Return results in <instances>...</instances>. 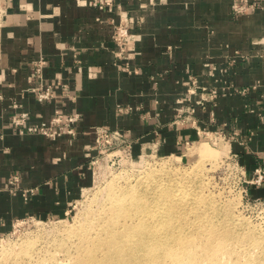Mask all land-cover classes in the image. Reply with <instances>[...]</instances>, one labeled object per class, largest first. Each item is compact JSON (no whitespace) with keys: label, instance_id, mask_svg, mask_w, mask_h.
I'll return each instance as SVG.
<instances>
[{"label":"crops","instance_id":"0c3cea01","mask_svg":"<svg viewBox=\"0 0 264 264\" xmlns=\"http://www.w3.org/2000/svg\"><path fill=\"white\" fill-rule=\"evenodd\" d=\"M234 1L115 0L100 9L92 0H0V235L22 216L67 215L92 181L86 152L97 126L120 129L135 147L167 155L226 125L244 141L228 142L240 163L264 167V0L241 16ZM121 15L136 34V73L114 64L112 35ZM236 52L244 57L233 62ZM41 57L43 83L54 92L45 102L32 77V62ZM207 61L217 64L215 76ZM192 75L219 91L213 102L187 99ZM189 104L195 112L180 120L179 108ZM57 110L80 114L75 135L27 133L11 120L27 111L30 124L49 121ZM15 173L21 187H35L28 199L8 189ZM249 193L264 199V184L249 186Z\"/></svg>","mask_w":264,"mask_h":264},{"label":"rangeland","instance_id":"374dc122","mask_svg":"<svg viewBox=\"0 0 264 264\" xmlns=\"http://www.w3.org/2000/svg\"><path fill=\"white\" fill-rule=\"evenodd\" d=\"M204 136L195 143H188L181 153L167 155H163L157 150H153V148H142L140 145L135 147L134 139V143L125 150L111 149L101 152L97 148L95 136L94 144L86 152V157L92 168L91 183L84 188L82 195L70 204L67 215L64 217L50 216L42 219L29 215L15 219L11 227L0 235V253H2L0 254V264L88 263L79 262L82 255L85 254L82 241L84 235L76 233L70 235L69 232L63 229L81 225L87 220H91V222L94 220L95 230L91 228L85 235L88 236L89 233V235L98 234L100 232L98 229L100 227L99 223H107L113 213L114 217L116 216V210L113 212L108 209L112 205V196L116 193L117 197L115 199L120 200V197H122L120 195L128 189L131 190L134 196H137L135 201L137 203L139 199L140 202L138 201L137 204H140L143 198L138 197L136 189H145L147 185L160 198L165 197V190L167 189L172 191L176 189V193L180 190L178 195H169L168 198L176 203L177 210L178 206H182L188 218L192 217L190 220L197 217L194 209L197 203L194 202V199L196 198L195 193L199 191L203 197L207 198V202L201 201L197 206L204 212L210 209L212 213L210 219L220 223L216 229H235L236 232L232 235H223L220 232L210 234L204 230V233L202 232L200 235L199 233L194 234L191 241L193 244H187L188 247H192V251L193 247L197 248L194 251L198 262L193 264H218L225 257L222 264H264V201L253 202L247 199L248 196L243 193L241 184L238 182L239 177L228 165L229 143L226 141L214 143L206 135ZM224 149L228 151V154H225ZM246 173L249 176L248 178L253 176L252 170L247 169ZM14 177L18 178L17 181L15 178L18 187L17 193L11 191L10 181ZM150 177H153L154 180H151ZM171 180L174 183H170ZM146 181L147 183H145ZM163 181L165 185L160 188L159 183ZM20 182L21 175L18 173L13 174L9 179L10 186L8 189L11 193L21 194L25 199H28L34 193L35 187L24 188L20 186ZM172 191L171 193H174ZM109 193L111 197L108 195ZM119 220L123 221V217H120ZM185 221H188V219H185ZM104 231L105 229H101L100 233L106 235ZM176 231H179V229H176ZM222 232L225 231L222 230ZM227 249L229 253H227ZM10 251H13V253ZM233 251L234 253L238 252L239 255L238 253L232 254ZM102 253L103 250L100 249L98 256ZM254 254L255 256H252ZM252 257L254 258L252 259ZM134 259L136 258L131 260L134 261ZM161 262L160 264H173L170 260L166 261V259H162ZM113 263L116 262H110V264ZM136 263L120 262V264ZM93 264L101 263L93 262Z\"/></svg>","mask_w":264,"mask_h":264},{"label":"bare ground","instance_id":"6f19581e","mask_svg":"<svg viewBox=\"0 0 264 264\" xmlns=\"http://www.w3.org/2000/svg\"><path fill=\"white\" fill-rule=\"evenodd\" d=\"M224 151H225V154H228L227 150L224 149ZM153 177L152 178L150 177L151 180H154ZM145 183H147V181ZM170 183H174V181L171 180ZM164 185H165L164 181L159 183L160 188H162ZM175 190L176 189L173 190L174 193H171L172 190L170 189L165 190L166 191L165 197L160 198L157 195V193L155 194L152 191V189L148 187V185L145 189L144 188H140L139 190L136 189V191H138V197L143 198V201L140 204H137L139 199L136 203L135 200H137V196H134L131 190H128V189L125 190L120 195L122 196L120 197V200L115 199L117 197V194L113 193L114 194L112 196L113 201L111 202L112 205L108 209L113 212H115L116 210V216L114 217V213H113V215L109 219V220L112 219L111 221L108 220L107 223L101 222L102 224L99 223L100 227L97 226L99 227L98 229L100 230V232H101V229H105L104 232L106 235H103L102 233L99 232L96 235H89L90 234L89 233L88 236H86L87 232H89L88 231L89 229L93 228L95 230L96 225H93L95 224L93 223L94 220H92V222L91 220H87V221H84L85 223H82L81 225H78L75 227L72 226L69 229L68 227L66 229H63L69 232L70 235L71 233L84 235V238H82V241H83V250L85 251V254L82 255V258H80L81 260H79V262H83V263L88 262L86 264H93V262H99L101 264H110V262H116L113 264H120V262H137L136 264H160L162 263L161 262L162 259L164 260L166 259V261L170 260V262H172L173 264L175 263L193 264L194 262H198L197 255L194 251V250H197V248L193 247V251H192L191 249L192 247H188L187 244L189 243L190 245L193 244L191 241L193 239L194 234L199 233L200 235V233L202 232L204 233L205 231L210 234H217L218 232H220L223 235H232L236 232L235 229H216L217 225H219L220 223L216 222L213 219H210L212 215L210 209L207 212H204L202 209L199 208V206H197V204H200L201 201L207 202V198L203 197L199 191L195 193L196 198L194 199V202L197 203L194 206L197 217L194 218V220H190L192 217L188 218V215L185 209L182 206H178V210H177L176 203H174L172 200L168 198L169 195H175V196L178 195V192L180 190H178L177 193L175 192ZM108 195H110V193ZM175 210H177L178 213L175 212ZM95 214L97 213L95 212ZM120 217H123V221L119 220ZM185 219H188V221H185ZM222 226H225V225H222ZM186 228H189V229H186ZM176 229H179V231H176ZM222 230H224L225 232H222ZM100 249L103 250V253L102 255L98 256V252ZM13 251H10V252L13 253ZM225 252L227 251L225 250ZM227 253H229V250ZM237 253L236 252L234 253L233 251L232 254H237ZM229 256L232 257L231 255ZM252 256H255V254ZM239 257L238 258L236 257V258L239 259ZM132 258H136V259H134L133 261L131 260ZM253 258L254 257H252V259ZM224 259L222 258L221 261L223 262ZM71 260L74 261L73 259ZM239 260H242V259L240 258ZM222 262H219V263L222 264ZM62 264H65V263H62Z\"/></svg>","mask_w":264,"mask_h":264},{"label":"built area","instance_id":"2783aa9c","mask_svg":"<svg viewBox=\"0 0 264 264\" xmlns=\"http://www.w3.org/2000/svg\"><path fill=\"white\" fill-rule=\"evenodd\" d=\"M92 4L100 9H105L112 7L115 4V0H92ZM261 7L259 0H235L233 3V11L236 15H245L256 11ZM2 6L0 4V12H2ZM113 40L115 42V48L113 50L115 60L114 64L127 73H136L138 69L132 67L131 61L134 57L135 52V40L136 34L133 32L132 21L130 18L121 15L120 20L114 24ZM237 57H244V54L236 52V57L232 58L233 62L237 61ZM47 61L45 58L41 57L34 59L32 62V77L39 80V83L35 87V92L40 101L45 102L53 98L54 92L51 85H46L43 83L44 77V67ZM205 66L208 69L207 72L212 76H215L216 72L219 70L217 64L211 61L205 62ZM227 72L226 68L221 69V72ZM191 83L187 90V99L192 102L194 96L198 95L199 98L195 102L199 105H205L206 103L213 102L218 94V90L214 87H208L201 85L198 82L197 77H190ZM227 87H224V91ZM237 92H246L248 88H235ZM131 107H120L119 111L124 112L126 110H131ZM179 119L187 120L189 116L193 115L195 112V106L189 104L187 106H182L179 108ZM29 113L23 111L20 113H15L11 120L12 123L19 129L27 133H37L42 134L47 137H57L64 134L75 135L76 134V123L80 119L79 113H72L65 115L62 111L57 110L52 118L48 121H41L39 123L30 124L28 123ZM97 148L101 152H106L111 149H116L117 151L125 150L130 147L134 141L133 138L126 132L120 129H112L108 126H97L95 129ZM214 143L218 141H239L244 143V141L239 137V133L236 130L229 129L226 125L220 126L217 130L207 131L205 134ZM228 165L239 177L238 182L241 184V188L247 199L253 202H263V198H252L249 194V186L251 185H263L264 184V167H258L253 171V176L248 178L247 169L240 163L238 154L232 149H229L228 155ZM15 178H12L11 191L17 193L18 187L15 183ZM18 178H16L17 181Z\"/></svg>","mask_w":264,"mask_h":264}]
</instances>
